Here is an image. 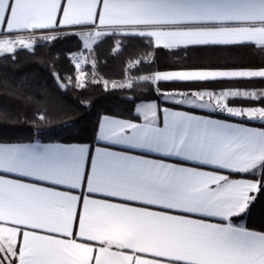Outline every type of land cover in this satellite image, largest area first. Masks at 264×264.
Instances as JSON below:
<instances>
[{
	"label": "snow or ice",
	"instance_id": "1",
	"mask_svg": "<svg viewBox=\"0 0 264 264\" xmlns=\"http://www.w3.org/2000/svg\"><path fill=\"white\" fill-rule=\"evenodd\" d=\"M60 24H98L100 31L82 35L87 46L123 31L154 38L166 50L246 46L264 57V0H0V30L18 33ZM18 43L33 49L30 42ZM15 51L16 42L0 40V55ZM81 59L86 58L77 59V67ZM253 78L264 80V70L189 69L156 73L151 80ZM229 98L264 101V89L187 93L175 102L264 124V108L238 109ZM137 114L143 124L105 117L98 139L126 151L97 147L91 159L88 145L0 142V173L17 177L0 175V222L8 225L0 224V264H264V232L232 221L249 207L254 199L249 194L264 185V128L168 108L161 127L155 103L141 105ZM152 154L163 158H149ZM180 162L259 172L260 178L233 180Z\"/></svg>",
	"mask_w": 264,
	"mask_h": 264
},
{
	"label": "trees",
	"instance_id": "2",
	"mask_svg": "<svg viewBox=\"0 0 264 264\" xmlns=\"http://www.w3.org/2000/svg\"><path fill=\"white\" fill-rule=\"evenodd\" d=\"M49 32V31H47ZM84 46L76 34H64L0 56V142L98 143L101 118L111 115L139 119L137 105L163 99L165 91H189L207 83L138 80L132 87L108 88L114 81L167 70L264 68V57L246 46L189 47L166 50L150 38L108 34L92 51L95 75L80 81L72 54ZM58 73L68 86L63 91L55 78ZM70 78V79H69ZM264 86V80H259ZM226 84H252L226 81ZM31 99H27V98ZM45 119L40 120L39 116ZM234 176L259 179L246 173ZM235 223L264 232V185L247 210L232 218Z\"/></svg>",
	"mask_w": 264,
	"mask_h": 264
},
{
	"label": "crops",
	"instance_id": "3",
	"mask_svg": "<svg viewBox=\"0 0 264 264\" xmlns=\"http://www.w3.org/2000/svg\"><path fill=\"white\" fill-rule=\"evenodd\" d=\"M57 19H58V22H59V20L62 19V15L58 16ZM84 29H92V30H95V31H100L101 30V28H100V26L98 24L96 26H94V27L93 26H80V25L65 26V25L60 24L59 27L55 28V29L27 30V31H22V32H18V33H8L7 30L4 29V30H0V40H11V41L17 43L18 41L23 40V38L25 36L37 35V34H40V33H46L47 31L52 32V31H57V30H84ZM118 32L124 33L123 31H118ZM146 38H148V37H146ZM150 39L154 43V38H150ZM154 45H155V43H154ZM189 47H204V46H188L187 48H189ZM183 48L184 47H181L179 49H183ZM172 50H177V49H172ZM232 69L264 70V68H256V69H253V68H232ZM187 70H189V69H187ZM178 71H180V70H178ZM162 73H165V72H162ZM251 80L252 81L254 80L255 83L248 84V85H246L245 83L244 84H226L225 82L227 80H225V81L214 82V84H212V85L207 84V85L202 86L200 88H197L195 90H198V92L203 90V92H213V93H217L218 94L222 90H227V89H242V90H250V89L262 90V89H264L263 84L259 82V80H261V78H253ZM235 81L246 82L248 80H235ZM193 90H194V88L189 90V91H187V92L191 93V92H193ZM183 92H186V91H183ZM181 98H183V97H177L176 99H173V100H165L168 103L176 104V105H178L180 107H171V106L160 104L156 100H150V101H143V102L138 103L137 108L140 107L141 105H145V104H150V103L157 104L159 109H160V117H161L160 126L161 127L163 126V110L165 108H168V109H171L172 111L190 112L192 115L202 116V117H206V118H209V119L222 120V121H224L226 123H230V124H242L245 127L264 128V124L260 123L259 120L245 119V118H242V117H233V116H230V115H228L226 113H220L219 111H215L214 112V111H210L207 108H205V109L191 108L187 104H179V103L175 102L177 100H180ZM258 100L259 99L255 100V101H258ZM205 101H207V98L205 99ZM250 101L246 100V99H231V98H229L228 104L230 106L238 108V109L264 108V105H259V104L258 105H250ZM136 113H137V110H136ZM138 116H139V119L134 120V119H127V118L116 117V116H111V115H104L101 118L100 124H101V122L103 121V119L105 117H109V118H113V119H119V120H123V121H130V122L137 123V124H143L144 123L143 116H141V115H138ZM37 142H39L40 144L88 145L89 148H90V153H89L90 159L95 156V148H97V147H107V148H109L110 150H113V151H126V149H124L122 146L108 145V144H106L105 142H103V141H101L99 139H98V143L95 144V145L84 144V143H60V142H41V141L17 142V143L11 142V143H7V144H35ZM132 154H141V153L133 152ZM149 158L161 159L163 157H159V156H157L155 154H152ZM169 162H179V161L169 160ZM180 163H183L184 166H187V167H199V168H201V170H204V171H216V172H218L220 174L228 175L230 177V179H233V180H249V181L257 180V179L248 178V177L234 176V174H239V173L229 172L228 170H224V169H215L212 166L196 165V164H193L192 162H180ZM0 175H6L8 178H17V177L14 176V174L0 173ZM25 179H26V182H33L31 180H27V178H25ZM37 183H40L42 186H46V187L47 186H51V185H48L46 182H37ZM52 187H56L57 190H61V191H65V190L71 191L73 194H77V195L81 194V190H79V189H77V190H69V189H66L64 186H52ZM257 193L258 192H252L249 195L251 197H255V195ZM83 195L87 196L89 194L86 191H84ZM94 198H103V197H99L98 195H96ZM106 199H109L112 202H122V201H119L117 198H106ZM252 200L250 201V203L252 202ZM128 203L132 204L133 206H138V205L135 204V202H128ZM250 203H249V205H250ZM150 207H154V206H150ZM174 214H176V213H174ZM193 218H196V217H193ZM206 219L209 222H213V223H227L226 221H220L218 218H206ZM233 223L236 226H243V227H245V228H247L249 230L258 231V230L250 229V228L246 227L242 223H235V222H233ZM0 224H2V222H0ZM2 226H8V225L7 224H2ZM37 231L40 234H44L42 230H37ZM75 232H76V230L74 229V234H75ZM258 232H262V231H258ZM75 238L79 242L80 238L78 236H76ZM88 243H90L92 245H97L98 244V242H88ZM113 251H116V249L113 248Z\"/></svg>",
	"mask_w": 264,
	"mask_h": 264
},
{
	"label": "rangeland",
	"instance_id": "4",
	"mask_svg": "<svg viewBox=\"0 0 264 264\" xmlns=\"http://www.w3.org/2000/svg\"><path fill=\"white\" fill-rule=\"evenodd\" d=\"M89 31H95V30H92V29H84V30H57V31H52V32L40 33V34H37V35L25 36L23 38V40L26 43H29V42L32 43L33 44V49H34V47L36 46V44H38L39 42H42V41L51 40V37H55L56 38V37L62 36L64 34H76V35H78V36H80L82 38V35H86ZM109 34H114V33H110L109 32ZM115 34L125 35L124 33H121V32H116ZM105 36L106 35H104L103 37H105ZM102 38H100L99 41ZM82 40L84 42V39L83 38H82ZM95 44H92L90 46H87V45H85V42H84V46H83L82 50L80 52H76V53H73L72 54V59H73V62L74 63H75L74 58H76V57H81L82 56L83 58H86V59H84L85 65H86L85 67H77V64L75 63L77 69L79 70V78H80V81L81 82H84L85 80H87L90 77H92L93 75H95V70H94V63L95 62H94V60L92 58L93 57L92 56V51H93V48H94ZM18 49H21V47L19 46V43L17 42L16 43V50H18ZM5 54H7V53H5ZM0 56H2V55H0ZM171 71H178V70H167V71H160V72H156V73L171 72ZM156 73L143 75V76L138 77V78L128 77L124 81H114V82H110L106 86L108 88L127 87V85L129 83L132 84L133 81L144 80L143 77H149V81H152L151 80V77H153ZM81 77H83V79H81ZM146 81H148V80H146ZM113 85H115V87H113ZM195 92H198V90H195L194 89L193 92H191V93H195ZM200 92L201 93H205V92H203V90L200 91ZM187 93H188L187 91L186 92H183V91H179V90H176V91H165L163 93V99L164 100H173V97H174V99H176L177 97H184V95L187 94ZM206 98H207V96H205V99ZM258 104L259 105H264V101H261V100L260 101L259 100L258 101H255V100H253V101L251 100L250 101V105H258Z\"/></svg>",
	"mask_w": 264,
	"mask_h": 264
},
{
	"label": "water",
	"instance_id": "5",
	"mask_svg": "<svg viewBox=\"0 0 264 264\" xmlns=\"http://www.w3.org/2000/svg\"><path fill=\"white\" fill-rule=\"evenodd\" d=\"M55 78L56 81L59 85V87L63 90V91H67L68 90V86L62 81L60 75L58 73H55Z\"/></svg>",
	"mask_w": 264,
	"mask_h": 264
},
{
	"label": "built area",
	"instance_id": "6",
	"mask_svg": "<svg viewBox=\"0 0 264 264\" xmlns=\"http://www.w3.org/2000/svg\"><path fill=\"white\" fill-rule=\"evenodd\" d=\"M79 58H81V57H76V58H74L75 63H76L77 59H79ZM85 66H86V65H85V61H84V59H81V63H80V66H79V67H85Z\"/></svg>",
	"mask_w": 264,
	"mask_h": 264
}]
</instances>
